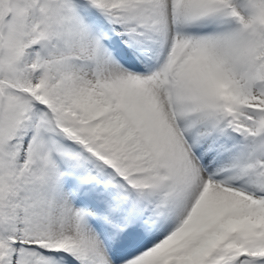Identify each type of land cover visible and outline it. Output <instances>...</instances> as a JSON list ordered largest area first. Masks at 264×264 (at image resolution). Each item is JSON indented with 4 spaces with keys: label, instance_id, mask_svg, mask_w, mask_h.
Wrapping results in <instances>:
<instances>
[{
    "label": "snow or ice",
    "instance_id": "6c2138e0",
    "mask_svg": "<svg viewBox=\"0 0 264 264\" xmlns=\"http://www.w3.org/2000/svg\"><path fill=\"white\" fill-rule=\"evenodd\" d=\"M0 264H264V0H0Z\"/></svg>",
    "mask_w": 264,
    "mask_h": 264
}]
</instances>
